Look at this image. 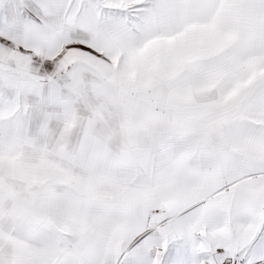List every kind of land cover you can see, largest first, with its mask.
<instances>
[{"label":"snow or ice","instance_id":"1","mask_svg":"<svg viewBox=\"0 0 264 264\" xmlns=\"http://www.w3.org/2000/svg\"><path fill=\"white\" fill-rule=\"evenodd\" d=\"M0 264H264V0H0Z\"/></svg>","mask_w":264,"mask_h":264}]
</instances>
